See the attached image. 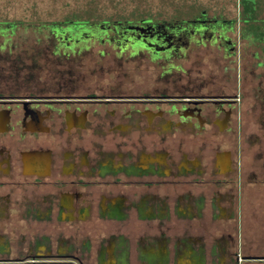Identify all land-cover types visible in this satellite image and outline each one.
Returning a JSON list of instances; mask_svg holds the SVG:
<instances>
[{
	"label": "flooded vegetation",
	"instance_id": "obj_1",
	"mask_svg": "<svg viewBox=\"0 0 264 264\" xmlns=\"http://www.w3.org/2000/svg\"><path fill=\"white\" fill-rule=\"evenodd\" d=\"M235 1L31 23L48 44L0 55V264L243 249L233 221L264 204V0ZM219 203L229 230L190 235Z\"/></svg>",
	"mask_w": 264,
	"mask_h": 264
},
{
	"label": "rangeland",
	"instance_id": "obj_2",
	"mask_svg": "<svg viewBox=\"0 0 264 264\" xmlns=\"http://www.w3.org/2000/svg\"><path fill=\"white\" fill-rule=\"evenodd\" d=\"M198 1L209 7L223 3L233 8L237 4L235 0H0V28L16 23L15 29L0 33V55L32 53L41 47L39 43L48 44L46 36L34 30L31 23L159 20L173 15L190 18Z\"/></svg>",
	"mask_w": 264,
	"mask_h": 264
},
{
	"label": "crops",
	"instance_id": "obj_3",
	"mask_svg": "<svg viewBox=\"0 0 264 264\" xmlns=\"http://www.w3.org/2000/svg\"><path fill=\"white\" fill-rule=\"evenodd\" d=\"M227 218L225 205L219 203L212 215L194 221L190 235L197 238L204 236L212 240L221 230H229L227 227L231 221H227ZM233 223L244 245L238 254L213 249L210 244L203 247L199 243L200 245H194L179 254H174L167 249L161 253H155L154 264H264L263 261L250 257L261 253L260 247H264V204L253 200L247 202L243 207L241 218Z\"/></svg>",
	"mask_w": 264,
	"mask_h": 264
}]
</instances>
